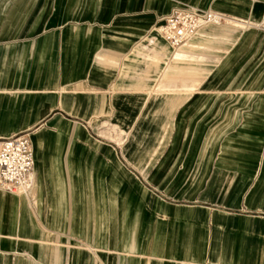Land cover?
Listing matches in <instances>:
<instances>
[{"label": "crops", "instance_id": "crops-1", "mask_svg": "<svg viewBox=\"0 0 264 264\" xmlns=\"http://www.w3.org/2000/svg\"><path fill=\"white\" fill-rule=\"evenodd\" d=\"M14 3L20 6L6 11L5 16L25 22L18 28L7 24L0 27V139L28 132L34 183L28 196L0 189V255L8 260L11 253L31 251L29 244L38 241L35 245L38 262L49 264L56 256L61 262L65 255H56L54 245L45 244L52 243L56 236L72 234L93 239L98 248L113 250L114 254L95 253L100 261L111 258L115 264H137L152 241L158 248L169 236L160 221L157 237L151 238L157 196L162 198L160 207L164 212L171 208L182 212L174 228L186 248L184 259L202 258L203 231L208 226L203 218L208 211L203 208L208 206L198 202L180 204L160 197L154 189L144 186L138 173L127 166L112 144L92 136L85 123L91 115L118 113L108 107L109 101L138 99L137 93L119 91L117 66L107 55H121L125 40L136 38L172 7L161 6L157 13L156 7H147L148 3L142 0H15ZM23 4L34 7L22 10ZM142 6L147 12L140 11ZM263 50L262 45L258 54ZM185 57L187 60L188 55ZM189 68L192 72L199 69ZM245 101L255 115L264 119V93L256 96L252 105L250 96ZM130 105L127 115L134 114L133 103ZM142 126L140 121L137 131ZM241 141L253 142L255 149L261 143L259 137L225 139L221 156L234 159L240 167L237 173L232 171L238 174V183L226 196L227 202L241 201L238 186L245 189L256 171L257 157L247 153L236 156L227 149ZM259 172L264 175L261 168ZM140 185L148 191L143 200L138 195L144 194ZM213 209L216 213L211 224L218 240L213 241L211 260H218L214 252L219 245L221 258L228 263L242 258L247 259L245 264H261L264 212L246 211L238 216L241 222L235 223L230 208ZM108 212H113V234L109 231ZM112 235L113 246L105 247L103 244ZM157 254L159 258L165 252ZM74 256L82 261L92 258L85 251ZM13 260V264H20L24 257L17 254Z\"/></svg>", "mask_w": 264, "mask_h": 264}, {"label": "rangeland", "instance_id": "rangeland-1", "mask_svg": "<svg viewBox=\"0 0 264 264\" xmlns=\"http://www.w3.org/2000/svg\"><path fill=\"white\" fill-rule=\"evenodd\" d=\"M3 1L0 0V27L7 24L18 28L25 21L9 19L4 13L14 11L20 5L14 3L15 0ZM142 1L148 3L147 7H156L157 13L161 6L189 5L215 11L224 19L220 25L201 29L177 48H171L164 42L167 46L164 53L157 51L156 37L162 38L155 31L154 23H150L136 38L125 40L121 55H107V59L117 66L119 91L137 93L138 99L109 101L113 105L108 107L115 108L118 113L87 117L85 123L91 135L112 144L127 166L138 173L144 186L154 189L160 197L180 204L198 202L208 206L203 208L208 211L203 217L204 225L208 226L203 231L205 247L202 258L184 259L186 248L174 228L182 218V212H174L172 208L164 212L160 207L162 198L156 196L155 230L151 238L157 237L160 221L165 224L169 236L165 244L158 248L152 241L149 250H142L145 253H141L137 264H245L247 259L236 258L229 263L222 259L219 245L214 252L218 260H211L213 241L218 240L211 221L213 213H216L213 207L230 208L231 215L236 218L235 223L241 222L238 216L246 211L264 212V175L259 174V168L264 170V119L255 115L252 106H247L248 101H245L250 96L252 105L254 98L264 93V50L258 54V49L264 46V0ZM21 6L22 10L34 7L32 4ZM144 7L140 8L143 13L147 12ZM203 33L209 37L199 40L198 45L193 44V39L200 38L199 34ZM180 49H185L187 54L177 59L175 54ZM196 66L199 67L198 72L189 68ZM238 80L245 82L238 83ZM152 101L155 103L150 109ZM131 103L134 114L127 115ZM140 121L143 126L137 131ZM241 126H244L243 131L237 132ZM227 136L261 139L257 149L250 141H241L227 148L233 150V155L247 153L257 157L258 161L248 186L245 189L238 186L240 202L226 201V196L238 183L236 173L240 168L234 159L221 156ZM140 186L144 194L139 192L138 195L143 200L148 191ZM108 215L109 231L113 234V212H108ZM53 240L45 245L53 244L56 255L64 254L65 258L59 262L57 256L53 257L49 264H115L111 258L98 260L95 253L114 252L96 247L93 239L68 234L56 236ZM107 240L103 245L113 246V235ZM29 245L31 251L11 253L8 260L1 254L0 264H13V257L17 254L24 257L20 264H41L35 246L38 241ZM82 251L91 253V260H76L74 255ZM152 251L155 252L153 255ZM158 252L165 254L158 258ZM79 257H82L81 254ZM261 264H264V258Z\"/></svg>", "mask_w": 264, "mask_h": 264}, {"label": "built area", "instance_id": "built-area-1", "mask_svg": "<svg viewBox=\"0 0 264 264\" xmlns=\"http://www.w3.org/2000/svg\"><path fill=\"white\" fill-rule=\"evenodd\" d=\"M222 15L189 5L172 7L157 17L155 31L171 48H177L208 26L223 23ZM34 183L30 137L16 133L0 139V189L28 195Z\"/></svg>", "mask_w": 264, "mask_h": 264}, {"label": "bare ground", "instance_id": "bare-ground-1", "mask_svg": "<svg viewBox=\"0 0 264 264\" xmlns=\"http://www.w3.org/2000/svg\"><path fill=\"white\" fill-rule=\"evenodd\" d=\"M226 27V26H225ZM234 27V26H233ZM233 29V28H232ZM201 33V32H200ZM200 35V38H194L193 39V41H192V43L193 44H197L198 43V41L200 40V41H204V39L205 38H207V37H209L208 35H205L204 33L203 34H199ZM151 37V36H150ZM154 37V36H153ZM156 45H157V51H159L160 53L161 52H163L164 53V51L166 50V48H167V46H166V44L164 43L165 41L163 40V39H160V38H158V37H156ZM229 41V40H228ZM227 41V42H228ZM155 44V43H154ZM198 45V44H197ZM205 47V46H204ZM202 48H203V46H202ZM210 48V47H209ZM208 48V49H209ZM205 49H207V48H205ZM204 49V50H205ZM146 50V49H145ZM204 50H202V51H204ZM185 54H187V51L185 50V49H180V50H178L177 52H176V54H175V58H177V59H181L182 57H183V55H185ZM138 55V54H137ZM154 55V54H153ZM158 57V56H157ZM144 58V57H143ZM159 58V57H158ZM134 60V59H133ZM142 60V59H141ZM149 61H151V60H149ZM149 61H148V63H149ZM144 64H146L145 62H144ZM148 65H150V64H148ZM153 103H155V101H152L151 103H150V105H149V107H150V109H151V106L153 105Z\"/></svg>", "mask_w": 264, "mask_h": 264}]
</instances>
